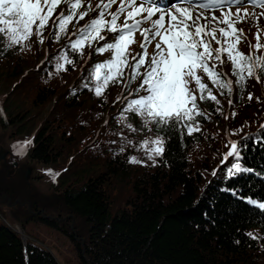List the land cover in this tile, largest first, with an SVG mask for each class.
Listing matches in <instances>:
<instances>
[{"label": "trees", "instance_id": "trees-1", "mask_svg": "<svg viewBox=\"0 0 264 264\" xmlns=\"http://www.w3.org/2000/svg\"><path fill=\"white\" fill-rule=\"evenodd\" d=\"M51 32L49 21L43 44L33 36L23 47L0 45V129L13 140L10 145L31 140L16 179L0 172L3 199L30 206L18 211V221L33 213L64 233L82 264H264V210L248 203L264 202V75L258 90L255 79L243 91L234 83L232 105L205 78L224 115L205 101L200 107L208 119L199 121L201 131L181 136L124 113L126 101L118 102L114 85L102 97L83 87L92 66L106 60L108 52L95 53L98 45L74 57V68L57 72L53 57L66 38L53 42ZM217 70L235 80L227 61ZM129 120L137 131L127 127ZM157 136L164 138L163 155L149 159L153 145H142ZM232 141L247 145L240 163L254 172L227 176L235 161H221ZM72 150L85 156L73 163ZM132 157L140 162H130ZM30 164L33 171L42 167V175L30 180L35 186L26 178ZM48 170L59 175L53 179ZM8 221L0 209V264H59L33 240L24 244Z\"/></svg>", "mask_w": 264, "mask_h": 264}, {"label": "snow or ice", "instance_id": "snow-or-ice-1", "mask_svg": "<svg viewBox=\"0 0 264 264\" xmlns=\"http://www.w3.org/2000/svg\"><path fill=\"white\" fill-rule=\"evenodd\" d=\"M117 3L116 11H111ZM249 6L261 9L259 16L255 12L249 14ZM209 11L213 14L209 15ZM260 16H264V0H168L167 3L164 0H100L95 9L90 0H0V45L23 47L33 36L43 44L44 32L52 21V41L66 38L64 47L53 57L57 72L67 71L68 65L74 68V57L82 58L86 47L92 49L98 45L94 49L96 54L109 52L111 57L92 66L84 88L102 97L109 85L122 84L127 90V95L122 97L126 101L124 113L138 116L145 127L151 124L160 131L191 136L201 131L199 121L208 119L201 103L212 102L214 112L224 115L221 101L205 78L219 89L221 96L230 97L228 103L232 105L234 83L243 91L249 79L259 82L264 75V53L260 52L264 45L260 43L259 30L257 43L249 42L250 51L244 53L239 50L243 28L235 26L247 19L252 21L250 26H256ZM69 25L72 26L70 33ZM136 33L143 37L141 51L132 54L129 48L136 43ZM153 41L155 49L149 55L147 49ZM213 43L219 47L214 48ZM226 61L235 80L217 70ZM192 84L196 87H191ZM248 99H252V93ZM231 115L235 116V112ZM127 127L138 130L130 120ZM30 143L31 140H26L14 147L22 155ZM148 144L153 145L148 149L149 159L163 155V137L149 138L142 147ZM246 147L238 141L231 142L221 161L222 166L229 158L235 161L227 167L228 177L254 172L240 163ZM130 162L140 161L132 157ZM48 174L53 179L59 175L52 170ZM212 175L216 176L217 170ZM248 203L264 210V202L248 199Z\"/></svg>", "mask_w": 264, "mask_h": 264}, {"label": "rangeland", "instance_id": "rangeland-1", "mask_svg": "<svg viewBox=\"0 0 264 264\" xmlns=\"http://www.w3.org/2000/svg\"><path fill=\"white\" fill-rule=\"evenodd\" d=\"M164 1L166 2V0H164ZM90 2H91L93 9H95L96 5L100 2V0H90ZM158 2H159V0H158ZM118 6H119L118 3L114 4L112 6L111 11L115 12ZM232 11L233 12L236 11L235 7L232 9ZM261 11H262L261 9H254L251 6H249L247 8V12L249 14L255 12L257 16H259ZM209 13H212V12L209 11L208 14ZM93 14L94 13H89L90 16ZM123 19H124V17L121 16V18H120L121 23L123 22ZM251 23H252L251 19H247V20H245L244 23H242V24L237 23L235 25L237 28H243V32H244V38H242V42L239 44V50L240 51H244V50H248V49L250 50V48L248 46L249 42L252 45L256 44V41H257L256 40V33L258 30L260 32V37L264 36V16H260L258 24L256 26H250ZM221 26H223V25H221ZM253 37H255V40L253 39ZM142 39H143V37L139 33L135 34L136 43L132 44L131 49H130L132 51V53L135 54L136 52L141 51L140 42ZM213 47L215 48V47H219V46L216 45L215 43H213ZM154 49H155V41H153L152 44L147 49L149 55H151L153 53ZM110 57H111V53L108 52L106 54V60H108ZM114 86L116 87V90L115 89L114 90L118 92V95L120 98L118 102L121 103L123 100L122 97L126 96L127 92H124V87H117V85H114ZM260 86H261L260 83L256 81V84L253 87H254V89L258 90V89H260ZM191 87L195 88L196 86H195V84H192ZM33 94H34V91L31 92L29 96H32ZM29 96L25 100L28 103V105H30L32 103V100H33V98L29 97ZM234 96H236V93L234 94ZM5 98H6V95L1 98V101H3V99H5ZM89 102H90L89 104L92 105V102L90 100H89ZM108 119H110V117H107L105 119V122H107ZM34 124H36V123L34 122ZM13 131H14V129H13ZM10 133H11V131H10ZM9 137L10 136H8L7 133L2 132L0 129V172L3 174V176H6L8 178V180H10V179L14 180V179H16V176L19 175L17 173L20 172V166H21L20 164L23 160L21 158L23 157L24 154H22V155L18 154L17 149L14 147V145L18 144L17 142L12 143L10 145V143L13 140L11 141V139H9ZM10 146H11V153L9 150ZM79 148H81V147H79ZM93 154H95V153H93ZM71 155L74 157L76 156L75 159L73 160V163L76 162L75 160L79 161V158L85 156L82 151H80L78 154H76V153H74V150H72ZM96 155H98V154H95L93 156H96ZM63 157H65V156L63 155L62 158ZM98 161H100V160H98ZM100 162H103V161H100ZM34 166L35 165L30 164L27 166V168H25L27 181H29V184L33 185V186H35L34 184L37 183V181L33 183L30 180L34 179V178L36 179L37 177H35V176L37 174H41L40 170L42 168V167H38V170L36 168V171H33ZM22 174L23 175L25 174L24 170H22ZM41 175H40V177H41ZM5 196H6V198L3 199V196H1V194H0V209L5 213L6 218L12 223L11 224L8 221V223L11 225V227L20 234L24 244H27L30 241V239L33 240L34 243H36L40 247L45 248L48 251H50L53 254V256L57 259L59 264H82L80 256H79V252L77 250V246L68 236H66L64 233H62L58 230H55L53 227H49L48 225H46L42 221L38 220L36 218V216H34L33 213L27 214V216H26L27 218H26L25 222L21 224L20 221H18V219H17L18 211L20 214H23L25 210H27V209L30 210V206L26 205L25 207H18V204L14 203V201L13 202L10 201L11 198L8 195H5ZM7 198H9V200Z\"/></svg>", "mask_w": 264, "mask_h": 264}, {"label": "bare ground", "instance_id": "bare-ground-1", "mask_svg": "<svg viewBox=\"0 0 264 264\" xmlns=\"http://www.w3.org/2000/svg\"><path fill=\"white\" fill-rule=\"evenodd\" d=\"M159 2H160V0H159ZM165 2V1H164ZM168 2V0H166V2L165 3H167ZM210 15L212 14V13H209Z\"/></svg>", "mask_w": 264, "mask_h": 264}, {"label": "water", "instance_id": "water-1", "mask_svg": "<svg viewBox=\"0 0 264 264\" xmlns=\"http://www.w3.org/2000/svg\"><path fill=\"white\" fill-rule=\"evenodd\" d=\"M22 238V237H21Z\"/></svg>", "mask_w": 264, "mask_h": 264}]
</instances>
